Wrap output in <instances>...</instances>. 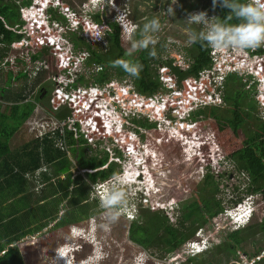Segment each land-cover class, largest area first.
I'll return each mask as SVG.
<instances>
[{"label": "trees", "instance_id": "1", "mask_svg": "<svg viewBox=\"0 0 264 264\" xmlns=\"http://www.w3.org/2000/svg\"><path fill=\"white\" fill-rule=\"evenodd\" d=\"M31 3L32 0H22L21 4H18L15 0H0V45L2 44L0 46V51L2 52V55H0V67L7 66L9 69L8 76H5L6 82L3 85L13 88L11 90L12 94H9L8 90H5L4 94V104L7 103L11 107L10 112L1 111L0 106V116L6 119L4 123L0 121V198L3 199L0 205V227L3 228L1 236H5L8 240L7 245L12 243L13 240L36 230L31 228L32 220L36 219L35 216L31 220L27 214V217L22 220V216L19 215L29 212L32 207L30 204L31 197L27 194L29 191L27 175L29 173L35 174L42 165V157L52 168L50 174L55 176L65 174L64 180H59L57 183L51 182L49 184L50 187L48 185L44 189L45 194L47 192L55 196L60 194L56 199L57 205L63 199H70L69 201L73 207L81 206L78 212L73 213V210L71 217H66L58 222V226L76 222L80 218L88 217L94 213L90 211L89 200L80 204L85 197L84 193L88 190L87 181L92 185L120 173V169L115 162H112L108 168L102 167L107 164L108 155H104L101 158L99 153L88 156V146L90 147L88 141L82 137L79 139L75 138L74 132L70 130L66 132L65 147L56 146L55 138H37L34 136L29 138L22 146H18L15 149L10 147V139L14 133L20 130V127L24 125L27 119L32 118L36 111L35 100L39 99L41 91L37 88L30 90L29 80L33 78V71L40 62L41 55L49 59L51 70L59 71V69H63L57 57L49 52L48 47L42 46L38 42L37 37L30 38L31 45L29 47H34V53H25L30 54L29 56L19 54L21 50L24 53L25 47L20 50L12 46V42L20 40L23 37V33L16 32L8 28L7 25L10 27L23 25L25 21L21 18L20 7L22 5L29 6ZM84 5L85 7L87 6L91 19L96 20L99 24L109 26L108 30L105 29L109 36V45L104 49H100L101 47L94 48L92 43L84 40L83 36L73 34L75 45L85 46L87 51H89L87 63L101 67V70L96 74L95 82L100 84L109 83L112 80V70H115V74L121 77L128 75L122 68L110 66V61L118 58L127 59L125 57L126 47L123 45L124 40L122 39V26L116 22L117 8L112 7L110 0H97L95 4L88 1ZM215 9L217 15L222 18L228 14V9L219 6ZM49 13L52 18L59 20L61 16L60 20H65L62 14L59 13L60 16H58L53 9H50ZM35 22L38 23L39 21ZM41 27L44 26L42 25ZM163 46V40L157 41L155 45L157 54L155 57L149 56L147 50L138 53V59L143 63V70L139 78H133L136 90L142 95L152 96L162 87L160 76L155 71L157 66L153 68L154 65L161 63L172 64V60L164 61L161 58ZM4 49L6 50L4 51ZM187 50H189L188 54L192 59L189 68L183 71L178 66L173 65V78L178 81L181 88H186L189 77L197 78L207 67L211 66L209 48L202 47L197 43L191 45ZM255 53H264V49L259 48L255 50ZM10 55L17 60L15 67L11 66L9 62ZM4 57L6 58V64L3 65L1 62ZM84 77V75L79 77L81 84L85 81ZM243 79L237 73L229 74L222 87L225 106L220 104L202 106L192 113L191 117L197 122V126L201 125L206 132L202 133V136H204L202 138L207 139V143H204L202 149L207 150L214 143L219 153L233 163L239 172L247 174L248 180L250 179L251 181L248 186V192L252 195L254 207L252 217L246 225L238 224L223 205L222 200L217 199L215 196L216 193H220V187L214 181L209 180V182L207 181V186L211 185L209 193H211L212 198H209V193L206 194L201 191V202L195 199L190 203H183L179 213V216H181L180 226H174L168 221L170 218L168 215L164 216L158 212L153 213L147 222L138 223L137 221L131 225L129 231L131 240L147 248L161 247L162 249L159 248L160 250L165 249L168 254L166 256L171 259L173 264H187L196 260L194 249L189 250V242L193 243L204 239L199 236L198 231L200 229L207 230V227H204L205 225L214 230L230 231L234 229V231L228 233V236L236 237L245 230H252L254 228V217H256L260 219V228L264 231V116L260 114L259 102L253 97V92L256 91L255 82L251 83V78L246 82H243ZM248 83L251 86H248ZM12 84L14 85L12 86ZM70 112L71 110L68 108L61 109L58 112V116H67ZM138 123L154 130L157 137L161 136L162 133L157 130L154 123L141 120ZM141 135H145L149 149L158 153L161 162L167 164V157H170L173 164L176 165L172 168L173 173H181L190 186L194 183L192 172L188 174L185 168L189 170L192 163L196 162L197 166L200 162L194 157L187 159L181 146L180 149L176 147V143L179 144V142L174 143V140H163L158 143L151 135L144 133ZM171 143H174V147L173 149H168L167 146ZM69 152L76 158L78 167L86 169L85 179L82 176H78L74 180V172L70 168L71 164L67 155ZM182 166L185 168H182ZM50 174H44L43 179L45 181L49 180L51 178ZM206 177L210 179L209 175ZM81 181L84 183L79 188L74 187L75 184H79ZM201 189L207 190L205 186H202ZM21 193L23 195L18 197L17 201L13 199L10 203L8 202ZM72 193H76L80 197L75 198ZM88 198L87 195L84 199ZM23 199L25 200V205L21 203ZM43 199L46 198L43 197ZM47 205L42 203L38 204L37 207L42 208L47 207ZM23 210H25V213H23ZM58 212L59 210L50 212L47 209L43 213L44 216L42 218L53 214L57 215ZM212 220H214L215 225H210ZM4 221L6 223H3ZM29 225L31 226L27 227ZM242 238L239 237V245ZM7 245L0 244V264H25L19 245ZM229 248L235 252L237 246L235 247L232 244ZM2 251L4 252L1 254ZM51 261L52 258L46 264H51Z\"/></svg>", "mask_w": 264, "mask_h": 264}, {"label": "clouds", "instance_id": "2", "mask_svg": "<svg viewBox=\"0 0 264 264\" xmlns=\"http://www.w3.org/2000/svg\"><path fill=\"white\" fill-rule=\"evenodd\" d=\"M176 3L177 0H172L171 5L167 7L166 11L168 15H175ZM110 4L115 7L114 0H110ZM218 6L228 9V14L225 17L222 18L214 13H208L207 10L200 11V9H196V12L188 14L185 21L189 25V28L186 32L187 43L189 45L198 43L202 47L210 48L222 55L233 53L236 55L247 56L249 51H255L259 48L264 49V0H212V8L215 9ZM28 9L30 8L27 7V16ZM45 9L46 12L48 11V13L50 9L55 10L51 6H47ZM118 11L122 12V14L118 15ZM81 14H85V16L88 17L86 13L81 12ZM130 15L131 12L126 7H122L121 11L117 10L116 22L122 26V39L128 45L125 48V57H127V59L118 58L114 61H110V66L122 68L123 71L129 76L139 78L140 73L143 70V63L138 59V53L147 50L149 56H156L157 53L155 45L157 44V34L161 31L162 24L159 17H153L150 20L146 18V22L143 23L141 28L140 26L136 27L134 26L135 24H133L130 20H127V17ZM21 18L23 19L22 12ZM88 19L93 22H97L90 17H88ZM23 20L26 21V23L28 22L26 19ZM54 21L58 20L55 19ZM61 24L62 25L59 27L60 30L58 33H55L54 30H51L52 33L50 34L52 38H55V41L50 43V41L47 40V47L54 48L53 55L56 54L55 56L57 57L58 62L63 69H59V71L55 72L53 76L50 74H44L45 78L44 76L41 78V81L44 80L53 84L51 89L49 88L46 94L48 96L52 91V96L50 99L45 100L43 104L37 103V105H39V109L37 111H44V114L46 112L50 113V107L47 105L52 104L51 109L56 111L55 117L59 118V110H61L63 107H65L64 109L69 107L72 111L67 116L74 119L76 130L84 139L86 138L83 135L85 132H87V130H90V132L96 130L97 125L94 122H91L92 116L96 118L98 125L100 126V130H102V133L106 134L108 137V139L100 140L99 144H104L108 140L109 144L112 145L115 154L113 153V160L110 162L116 163L117 167L120 169V173L118 175L114 174L112 177L106 180L98 181L92 184L96 193L95 200L100 201V207L104 210V218L108 221L115 222L120 217L121 212H123L124 216H126L127 220L130 221L131 224L136 223L138 220V215L142 209L150 208L151 204L155 202L160 203V207L161 202L155 201L151 195L156 194V196H162L165 190L160 188L159 185L165 184V181L168 179L164 170L165 163L161 162L157 152L149 149L144 137L145 135L141 134L144 133L151 135L156 141L158 139H163L162 136L157 137L153 135L148 131V128L145 127V125H142L138 122L140 120H146L156 125L157 122L162 123L163 119L159 118L157 121L151 122V117L148 115V112L146 111L147 113H144L140 111V109H138L139 105L137 106L134 104L136 102L134 100L137 99L136 97L139 98V96H135L136 86L134 78L128 79L126 84H121L118 81H112V85L106 88L100 86H93L89 89L88 87H81L79 77L81 75H87L85 72L88 63H84L79 68H73V61L74 59L78 58V55L74 49L68 51H62V49H65L66 44L68 43L65 38V34L67 35L71 31H84L83 23L81 22L77 27H74L72 26L71 21L65 17L64 23ZM48 26L51 27L50 24ZM104 26L105 28L103 32L98 33L95 40H92L90 36L85 35V33L81 36L92 42H99L100 45L104 46V32H106L105 29H109L107 28L108 26ZM7 27L15 30L16 32L23 33L21 26L18 27L17 25L16 27H10L7 25ZM29 33L30 30H27L26 34L23 33V37L20 40L13 41L12 46L16 48L17 46L22 47L26 42V47L29 48L31 45V37H37L38 42L41 43L39 40V34L34 36L30 35ZM165 34L166 31L162 32V35ZM29 51L34 53V47L26 49L25 53H30ZM79 57L84 61L86 60L87 62L88 57L83 58L80 55ZM40 63L41 65L39 67ZM41 66L44 67V69ZM93 66H95L94 69L97 72L101 70L100 66ZM170 66L172 67V74L173 64ZM39 69L49 73V59L48 62L45 59L40 61L36 65V69L33 71V74ZM186 69L181 70L185 71ZM257 70L259 71V76L261 77V75H263L261 70L259 68ZM231 73L233 72L227 73L220 89L223 87L226 77ZM253 76L254 74L250 73L248 77L249 79L251 78L253 83L255 82L257 92L259 80L253 79ZM53 97H55L57 102L61 101V97L64 98V100L60 102L58 108L56 109L53 108ZM123 105L126 106L125 109L123 108ZM202 106L205 105L195 102V106L190 111L187 119L193 120L191 114ZM261 111H263L262 108ZM101 112H103L102 118H100ZM107 116L112 118V128L109 127L106 122H104V120L108 119ZM38 117H40V115ZM44 119L47 123V127L51 128L53 124L49 120H46L47 118ZM87 126L89 127L87 128ZM127 126H130V129L125 130ZM108 128H110L111 131H107ZM159 132L162 133L161 135H166L167 133L166 130ZM115 134H122L124 136L122 141L123 146L114 140ZM194 136L195 135H193L192 132H188L187 137L190 141L187 142H191L192 139H194ZM196 148H199V146ZM97 153H105L104 155H108V158H110L109 152L107 150H99ZM207 160L210 164V167L213 168V158H211V156H207ZM226 161L228 162V160L222 156V161L219 159V164H227ZM50 171H52L51 166L42 157V165L34 174L39 175V184L42 185V181L44 180L43 175L50 174ZM224 173L226 172H221L220 174ZM63 175L64 177H62ZM63 175L53 176L59 178L60 180H64L65 174ZM232 177L233 176L229 178ZM223 181L225 182L227 180L223 179ZM238 184L239 182H236L235 184H227L229 189L224 192V196L230 200V204H227L225 207L234 217L237 223L246 225L249 223L252 217L253 204L250 203V198L247 195L249 193L248 187L246 188L245 184ZM162 203L165 204L164 206H161V208L162 210L166 211V215H169V212H172L173 216L179 217L182 207L178 202H172L171 200L166 199L165 201H162ZM45 218L47 217H44L43 219ZM53 221L54 225H57L58 221L56 219ZM38 223L40 224L38 226L36 223V230L42 228L44 225L42 220ZM90 228H97V226L95 223L91 222L87 227H80L81 236L73 234L72 237L75 238L73 242H69L66 245L59 247L53 259L54 264H59V262L62 261L65 264H104L106 256H102V249L98 248V245L104 242L102 248L105 247V250H107L108 242L104 240L106 237L100 236L92 230L85 231V229ZM133 242L140 248V251H138V253L135 255L134 261L137 262L138 260L139 262V260L143 258L139 264H152L150 262L154 260L159 261L158 264H160L162 260L165 259L168 261L170 259L168 257H161L159 253L156 252L157 249L155 248H147L135 241ZM11 245H14V242L8 244L7 246ZM85 246L91 247L92 252L85 254ZM64 250H66L65 253ZM77 254L79 255L78 260L76 259ZM140 254L142 255L138 257ZM168 262L173 264L171 259Z\"/></svg>", "mask_w": 264, "mask_h": 264}, {"label": "rangeland", "instance_id": "3", "mask_svg": "<svg viewBox=\"0 0 264 264\" xmlns=\"http://www.w3.org/2000/svg\"><path fill=\"white\" fill-rule=\"evenodd\" d=\"M62 1L70 5L71 8L80 11V13L81 12L86 13L87 16L89 17L87 6L85 7L84 2L90 1V3L95 4L97 0H62ZM171 2L172 0H117V1L114 0L115 8H117V10L121 11L122 7H126L130 10L131 15L127 17V20H130L132 23H134L135 24L134 26L136 27L140 26L141 28L143 26V23L146 22V18L149 20L152 19L153 17L160 18L162 29L157 34L158 35L157 41L163 40L164 42V46H163L164 49H162L163 53H162L161 58L164 61L173 60V65H174V62L176 63V57H177L178 52H182L186 63L189 62V54H188L189 50H187V48H190L191 45L187 43L186 32L189 28V25L185 21L188 14L192 12H196L195 11L196 9H200V11L207 10L208 13H214L216 15H217V11L216 9L212 8V0H177V3L175 5V15L172 16V15H168L166 11L167 7L171 5ZM88 6L90 5L88 4ZM54 9L57 12L58 16L62 14L61 11H59L61 10L60 8H54ZM30 10L31 9H28V12ZM119 14H122V12L118 11V15ZM35 15L37 14H34V16ZM46 17L49 20L48 24L51 25V30H54L55 33H58L60 28L51 24L54 22L55 18H52L49 15L48 11L46 12ZM60 19H61V16L59 20L57 19L58 21H62L59 23H64V20L63 19L60 20ZM30 23H31L30 21H28L27 23L25 21V23L21 25V30H23L24 34H26L27 30H30L29 34L36 36L38 31H36L35 28L31 26L32 24ZM107 28H109V26ZM164 31H166V34L162 35V32ZM74 33L77 36H80L84 34V31L82 30H78L77 32L71 31L67 35L65 34V38L68 43L66 44V48L62 49V51L64 50L68 51V50L74 49V51L78 55V58L74 59L73 68H79L84 63L87 64L86 60L85 61L82 60L79 57V55L83 58L88 57L89 51H87L85 46L75 45L73 41ZM104 33H105V36L103 39L104 46L100 45L99 42H94V41L92 42L88 39H84V40L92 43L94 48H97V47H101L100 49L107 48V46L109 45V36L107 34V31ZM57 43H58V40H57ZM40 44L44 47L48 46L47 41L45 39L42 40ZM123 45L125 47L128 46L125 43V41H123ZM24 46H25V49L23 53L21 49ZM26 46H27L26 42L24 43L22 47L17 46V48L21 50L19 51L20 55L22 54V56L23 55L29 56L31 54L30 51H29L30 54H25L26 49L31 48V47L28 48ZM5 50L6 49H4V51ZM48 50L50 53L53 54L54 48H48ZM253 52L254 51H249L247 56H244L248 60L247 66L257 63L262 72L264 70L263 68L264 67V54L259 55V57H257L255 56ZM0 55H2L1 51H0ZM10 56L11 57H9V62L11 66L15 67L17 65V60L12 55ZM44 59L48 62V58L41 55L40 61ZM5 60L6 58L4 57L1 62L3 65L6 64ZM40 65L41 63L39 64V67ZM94 67L95 66H93V64L92 65L87 64L86 72H85V74L87 75L84 77L85 79L84 83L80 84L81 87L82 86L88 87L89 89L93 86H100V87L106 88L112 85V81H118L121 84H124V83L126 84L128 79H133V77L129 75H125L122 77L118 76L117 74H115V70H112L113 71L112 80L109 83H106V84L96 83L94 79L96 77L97 71L94 69ZM6 68L7 66L0 67V106H1V111L6 110V112L8 111L10 112L11 107L7 103L4 104L5 90H8L9 94H12L11 90H13L12 87L3 85L6 82L5 76H8L7 74L9 73V69L8 68L6 69ZM42 68L44 69V67ZM153 68H156L155 71H157V73L159 74L161 70L160 64L154 65ZM55 72H58V70L53 71L50 68L49 73H46L43 70L39 69L37 72L33 74V78L29 80V89L31 90V89L36 88V84L34 83L36 79L41 80L44 74H50L51 76H53ZM240 72H243V71H240ZM237 75L240 76L241 78H244L242 80L243 82H246L249 80V77L247 75L245 76H242L240 74H237ZM251 83H253V81H251ZM14 84H12V86ZM187 86H188V83H186V87ZM248 86H251L250 83H248ZM162 87H163V83H162ZM221 90L223 92V88H221ZM51 96H52V91L47 96V98H45L44 100H41L40 98L35 100L36 105L37 103L43 104V102L47 99H50ZM135 96H141L143 98L147 97L145 95L140 94L137 90H135ZM253 97L256 100V91L253 92ZM219 104L222 106H225L224 100L218 103V105ZM47 106L50 107V110H51L50 113L46 112L44 114V111H37L39 109V105H37L36 112L33 114L32 118L30 117L29 119H27L24 125L20 127V130H17V132L14 133V135L10 139V147L12 149H15L18 146H22L23 143H25L29 138H32V136H34L32 134L33 132L30 129L32 128L31 125L33 121L41 119L40 117H38L39 115H42L45 118L50 117V115L56 116V111L51 109L52 104L47 105ZM64 108L65 107L61 109H64ZM153 109L154 108H152L151 110ZM260 114L264 115V111H261ZM72 116H73V113H72ZM5 120L6 119L4 117L0 116L1 123H4ZM145 127L147 126L145 125ZM128 129H130V126L129 127L127 126L125 128V130H128ZM148 131L151 132L153 135H156L154 130L148 128ZM192 131H193L192 134L195 135V138L204 137L202 136L203 135L202 133H206L203 130L201 125L194 126ZM161 136L163 137V139H158L157 140L158 143L162 142L163 140H167V141L174 140L175 141L174 143L179 142V144L176 143V147L180 149V146H181L183 152L186 154V158L191 159L194 157L200 163L197 166H196V162L192 163L190 165L189 170L188 168H185L184 166H182V168L187 169L188 174L192 172V175L194 177V183L190 186L187 183L185 177L181 173L172 172V168L175 167L176 165L173 164L170 157H167V160H166L167 164H165L164 170L166 172L168 179L167 181H165V184L159 185V187L165 190V192L162 196L161 195L156 196V194L151 195V197H153L155 201H160L161 205L159 207L160 203L155 202L151 204L150 208L142 209L138 215V220H137L138 223L147 222L149 218L151 217V215L155 212H158L159 214L165 216L167 213L166 211L162 210L161 206L165 205L162 203V201H165L166 199L171 200L172 202H178L181 207L183 203L185 202L190 203L194 201L195 199L201 202L202 201L201 191H204L206 194H208L209 189L211 188V185L207 186V181L209 182V180L214 181L220 187V193L219 194L216 193L215 196L217 197V199L222 200V203L224 206H226L227 204H230V200H228V198L224 196V192L229 189L227 185L228 183L235 184L236 182H239L238 185L245 184L246 188L248 187L249 183H251L250 179L248 180L247 174L243 172H239L234 167L233 163H231L228 159H227L228 162L226 161L227 164L223 163L222 165H220L219 159L222 161V156L219 154L216 148L212 149L211 147H209L207 150H204L202 148L201 149L196 148L197 146H200L201 144V141L197 139H192L191 142L184 143L183 141L177 140L169 136L168 134L161 135ZM77 139H79V137H77ZM174 143L169 144L167 148L173 149ZM95 144L97 145V147L90 148L88 146V151H87L88 156L96 155L97 152H99V150H106V148L108 147L110 148V151H108L110 155V159L113 160L112 155L113 153L115 154V151L112 145L109 144L108 140L104 144H101V145L98 143H95ZM104 154L105 153L99 154V157L101 158L102 156H104ZM67 155H68V159L71 164L70 168L72 172H74V180L77 179L78 176H82V178L85 179L86 178L85 172H84L85 170H83L82 168H78V165L76 163V158L72 155V153L69 152ZM207 156H211V158H213V168L210 167V164L208 163V160H207ZM210 163H211V160H210ZM225 170H228V171H225ZM221 172H226V173L220 174ZM207 175L210 176V179L206 177ZM49 176L51 177V179L46 182H44L45 180H43L42 181L43 187H42V185L39 184V181H38L39 175L37 174L33 175V173H29L27 175L28 183H29V191L27 192V194H29L31 197L30 204L32 207L30 211L27 213H25V210H23V213L25 214L19 215V216H22V220H24L25 217H27V214L29 215L30 217L29 219L31 220L35 216L36 219L32 220V223H31L32 226L29 225L27 227L31 226V228L35 229L37 226L36 223L40 222L41 220L44 225L42 228H40V231L38 230L31 231L21 236L19 239L17 240L15 239L12 241L14 242V244L19 245V248L24 256L25 264H46L47 262L51 260V258H52L51 264H54L53 259H54L57 249L61 247L62 245H66L69 242H73V240H75V238L72 237L73 234H76L77 236H81L80 227H87L90 225L91 222L95 223L97 228L85 229V231L92 230L95 233L99 234L100 236L106 237V239L104 240L108 242L107 250H105V247L102 248V245L104 244V242L98 245V248L102 249L101 251L102 256H106L104 264H135V263H138L134 261V258H135V255L138 253V251H140V248L130 239V233H129L130 227L133 223L131 224V222L127 220L123 212H121L120 217L115 222H111L105 219L104 210L100 207V201L95 200L96 193L93 189V186L87 180H86L87 182L86 181L85 182L87 183L86 186H88V190L86 193H84V196L86 197L88 195L89 198L84 199L85 198L84 197L80 204H83L84 202L89 200L88 203H90L91 205L90 211L94 213L88 217L80 218L76 222H72V223H69L66 225H60V226L54 225V221H53L54 219L60 222L61 220H64V218L66 217H71L73 213L78 212V210H80L81 206L73 207L69 201L70 199H63L57 205L56 199L60 196V194H58V196H53L52 194L48 192L45 194L44 189L50 184V182L57 183L60 180L59 178L54 177L53 175H49ZM231 176L233 177L229 178ZM223 179H226L227 181L224 182ZM82 183L84 182L81 181V183L75 184L74 187L79 188ZM202 186H205L207 190H202L201 189ZM22 195L23 193L19 194L18 196H14L8 202L10 203L13 199H15L14 201H17V198ZM247 195L250 198V203L253 204L252 195L249 193ZM72 196H74L75 198L80 197V195L76 193L74 194L72 193ZM72 196H71V199H72ZM43 197H45L46 199H43ZM209 198H212L211 193H209ZM2 201L3 199L0 198V205ZM21 203L25 205V200L24 199L21 200ZM42 203H45L46 205L48 203L47 207H42V208L37 207L38 204H42ZM47 209L50 212H56L57 210H59V212L57 213V215L53 214L52 216L51 215L47 216V219L45 220L42 217L44 216L43 213L47 211ZM168 216L170 217L168 221L171 224H173L174 226H180L179 221H180L181 216L179 217L173 216L172 212H169ZM254 218H255V220L253 221L254 228L250 231L245 230L244 232L237 235L236 237L235 236L233 237L231 235L228 236V233L234 231V229L230 231L229 230L222 231V229L214 230V229H211L209 226L205 225L204 227H207V230L200 229L198 231L200 234L199 236H202V238L204 239L198 242L197 241H194L193 243L189 242V245H190L189 250L194 249V255L196 256V260L193 261L192 263H187V264H264V231H262V229L260 228V219L256 217ZM3 223H6V221H4ZM211 224L215 225L214 220L210 222V225ZM2 232H3V228L0 227V244L7 245L8 240L5 236H1ZM205 237L207 238L205 239ZM239 237L240 238L243 237L240 243L241 246L238 243ZM232 244H234L235 247L237 246L235 252L233 249L229 248V246ZM154 248L157 249L156 252L159 253L161 257L163 256L167 257L166 255L168 254L165 249L160 250L162 249L161 247H154ZM91 249H92L91 247L85 246L84 248L85 254L92 252ZM186 249L188 248L186 247ZM65 252L66 250H64V253ZM141 255L142 254L138 255V257H140ZM78 258H79V255L77 254L76 259L78 260ZM168 261H170V259ZM150 263L158 264L159 261L154 260V261H151ZM59 264H65V263L62 261V262H59Z\"/></svg>", "mask_w": 264, "mask_h": 264}, {"label": "built area", "instance_id": "4", "mask_svg": "<svg viewBox=\"0 0 264 264\" xmlns=\"http://www.w3.org/2000/svg\"><path fill=\"white\" fill-rule=\"evenodd\" d=\"M15 1L18 4L22 3V0ZM47 6L60 8L61 10L59 11H61L66 19L71 21V24L74 27H77L82 22L85 35L90 36L92 40H95L97 38V34L102 33L105 28L104 25L89 20L88 17L85 16V14H81L78 10L71 8L70 5H68L66 2H63L62 0H33V2L29 6L22 5L20 10L22 12L23 19L30 21V24H32L31 26L35 28L36 31H38L37 34H39L40 41L44 39L46 41L52 39V36L50 34L52 33L51 27L48 26L49 21L46 17L45 7ZM27 7H37V11H40L39 17L42 16V19L39 18L40 21L38 23L31 21V18L29 19V17L27 16ZM34 20L36 21V18H34ZM53 24L57 27H60L62 25L58 21H54ZM42 25H44V27H41ZM50 43H53V40H51ZM253 53L257 57L264 54L255 53V51ZM209 56L211 59V66L207 67L199 77H189L187 81L188 86L186 88L179 87L178 81L173 78V75L171 74L172 67L168 64L161 63L159 76L162 80L163 87L152 96H147L145 98L139 96V98L136 97L137 99L134 100L136 101L134 104L137 106L139 105L138 109H140V111L144 113L148 112V115L151 117V122H155L159 118L163 119L162 123L157 122L156 124L159 131L166 130V134L177 140L183 141L184 143L190 141L187 137L188 132H193L192 130L194 126H197V122L195 120L187 119L190 111L195 106V102L203 105L218 104L222 102L223 95L220 87L222 86L225 76L229 72L237 73L242 76H249L250 73L254 74L253 79L259 80V83L257 85L258 91L256 92V100L259 102L260 107L264 111V70L261 72L263 75H261L260 77L259 71L257 70L259 68V65L256 63L247 66L248 60L241 55H236L233 53L222 55L209 48ZM191 63L192 59L189 58V62L186 63L182 52H178L176 63L174 62V66H179L181 69H186L190 66ZM63 100L64 98L61 97V101ZM138 100H141V102ZM61 101L57 102L55 97H53V108H58ZM142 102L146 104L143 105ZM149 104L151 105V108L154 109L146 112L143 107H147V105ZM123 108L125 109L126 106L123 105ZM40 118L41 119L39 120L33 121L31 125L32 128L30 130L33 132L32 134L34 135V137L55 138L56 146L59 147H64L66 145L65 138L66 132L68 130H72L75 132V138L82 137L81 134L76 130V126L74 124L75 121L72 117L67 116L58 118L50 115V117H47L46 120H49L53 124L51 128L47 127L44 116L40 115ZM91 122H94L97 125L96 130L93 132L87 130V132H85V134L83 135L87 139L90 148L97 147L95 143L99 144L100 140L108 139L107 135L103 134L102 130H100V126L98 125V122L94 116H92ZM114 136V140L121 146H123L122 141L124 139V136L122 134H115ZM194 139L201 141L199 149L202 148L201 146H203L204 143H207L206 138H195L194 136ZM211 148L217 149V146L213 143ZM106 150L110 151V148L107 147ZM62 177H64V175ZM142 259L143 258H141L139 262L137 260L138 263L135 264H139ZM160 264L171 263L164 259Z\"/></svg>", "mask_w": 264, "mask_h": 264}, {"label": "flooded vegetation", "instance_id": "5", "mask_svg": "<svg viewBox=\"0 0 264 264\" xmlns=\"http://www.w3.org/2000/svg\"><path fill=\"white\" fill-rule=\"evenodd\" d=\"M88 1H85L84 2V4L85 3H87ZM28 17H29V15H28ZM136 22V21H135ZM134 24V23H133ZM243 76H245V75H243ZM44 79V78H43ZM46 80V79H45ZM35 84H36V88L38 89V90H40L41 92H40V94H39V98L41 99V100H44V98L45 97H47V92H48V89L50 88L51 89V87L53 86V84L52 83H50V82H47V81H41L40 79L39 80H35V82H34ZM45 102V101H44ZM43 102V103H44ZM110 161H111V159L110 158H108V161H107V164H105V166H102V167H105V168H108L109 167V165H111L112 163H110ZM53 196H55V195H53ZM47 218H45V220H46ZM39 224L40 223H37V225L39 226ZM46 226V225H45ZM38 231H40V229H37Z\"/></svg>", "mask_w": 264, "mask_h": 264}, {"label": "bare ground", "instance_id": "6", "mask_svg": "<svg viewBox=\"0 0 264 264\" xmlns=\"http://www.w3.org/2000/svg\"><path fill=\"white\" fill-rule=\"evenodd\" d=\"M31 10L28 12V15H29V19L31 18V21H33V22H35V20H34V18H36V21H40L39 20V18L40 19H42V16L41 17H39L40 16V11H37L38 9H37V7H33V8H30ZM34 14H37V15H35L34 16ZM43 23V22H42ZM54 39V40H53ZM50 40H53V41H55V38H52V39H50ZM141 102V101H140ZM143 103V102H142ZM146 103H143V105H145ZM144 108V110H146V111H151V105L149 104V105H147V107H143ZM156 109H157V107H156ZM102 113L103 112H101V115H100V117L102 118ZM110 115V114H109ZM99 118V117H98ZM107 120H104V122H106L107 124H108V126L109 127H113V122L111 121V119L112 118H110V116H107ZM89 126H87V128H88ZM118 130H120V129H118ZM108 131H111L110 130V128H108ZM108 133V132H107ZM68 264V263H67Z\"/></svg>", "mask_w": 264, "mask_h": 264}, {"label": "crops", "instance_id": "7", "mask_svg": "<svg viewBox=\"0 0 264 264\" xmlns=\"http://www.w3.org/2000/svg\"><path fill=\"white\" fill-rule=\"evenodd\" d=\"M2 45V44H1Z\"/></svg>", "mask_w": 264, "mask_h": 264}]
</instances>
